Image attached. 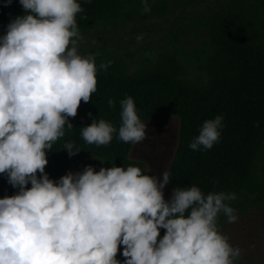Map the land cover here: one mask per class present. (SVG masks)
Returning <instances> with one entry per match:
<instances>
[{"label": "clouds", "instance_id": "9594fccd", "mask_svg": "<svg viewBox=\"0 0 264 264\" xmlns=\"http://www.w3.org/2000/svg\"><path fill=\"white\" fill-rule=\"evenodd\" d=\"M19 3L27 14L12 20L0 36V175L18 189L0 198V264H121V247L123 264H236L242 259V249L218 227L221 213L227 223L238 220L226 203L237 198L234 192L205 194L191 185L175 188L166 201L169 171L160 181L132 165L99 171L87 166L59 181L49 178V151L73 128L70 118L81 103L91 102L98 71H107L113 61L97 66L98 53L79 54L83 36L76 18L83 8L78 0ZM142 3L150 12L148 0ZM108 106L114 108L115 100L110 98ZM120 108L117 138L142 142L146 123L134 98L121 100ZM222 121L220 115L206 120L189 148L211 150L220 141ZM114 133L117 128L104 119L81 128L83 140L97 147L108 146ZM63 147L69 156L81 151L73 141Z\"/></svg>", "mask_w": 264, "mask_h": 264}, {"label": "trees", "instance_id": "16d2710c", "mask_svg": "<svg viewBox=\"0 0 264 264\" xmlns=\"http://www.w3.org/2000/svg\"><path fill=\"white\" fill-rule=\"evenodd\" d=\"M78 2L83 12L76 19L83 38H101L105 32L129 23H137L141 28L154 27L181 6L176 5V0H148L151 11L144 12L142 0ZM16 4L18 0H12L11 4L0 0V20ZM191 21V29L198 36L196 45L185 46L181 34L185 36L189 29L180 28L165 44L143 48L141 51L147 56L134 72L126 60L133 61L136 53H124L113 46L101 49L96 55L97 66L107 61L113 63L107 71H98V89L91 102L81 103L78 115L70 118L73 128L66 129L65 136L49 151L45 172L50 179L59 181L69 172L75 169L82 172L87 166L99 171L101 167L132 165L148 174L145 162L130 157L132 144L117 138L120 101L131 96L144 123L164 126L172 117L180 118L179 146L169 172L173 190L195 185L205 194L234 192L237 198L245 196L244 204L252 202L248 210L264 204V0L227 1L208 17ZM189 65L198 74H189ZM110 98L115 100L114 108L108 106ZM217 115L223 116L220 141L211 150L205 151L202 146L198 151L190 149L189 144L203 123ZM94 119L97 122L104 119L117 128L108 146L97 147L83 140L81 128ZM68 141H73L81 151L69 156L63 147ZM17 192L7 177L0 175V198ZM237 198L226 203L242 204ZM236 206L232 207L236 211H248ZM225 218L223 213L218 217ZM164 233L161 229V238ZM122 251L121 247L118 255L121 264ZM236 264L254 262L240 259Z\"/></svg>", "mask_w": 264, "mask_h": 264}, {"label": "rangeland", "instance_id": "374dc122", "mask_svg": "<svg viewBox=\"0 0 264 264\" xmlns=\"http://www.w3.org/2000/svg\"><path fill=\"white\" fill-rule=\"evenodd\" d=\"M232 0H176V5L181 4L179 9L166 20H159V24L154 27L141 28L136 26L137 23H129L118 27L112 32H105L101 38L88 36L83 38L78 49L79 54L87 56L89 54H97L104 46L120 47L124 53H136L133 61L126 60L131 71H136L143 65L142 59L146 56L141 51L149 46L157 48L165 44L168 38L178 34L180 28L189 29V32L182 36L185 46L193 47L198 42V36L195 30L191 29L193 22L198 18L208 17L218 7L224 5L225 2ZM253 2L254 0H248ZM259 2L260 0H255ZM15 9L9 12L5 18L0 20V36L6 34L7 25L15 18L26 15L22 5L16 4ZM186 17V19L184 18ZM172 31V32H171ZM188 34V36H187ZM142 36L143 39L139 43L137 37ZM191 59H188V61ZM191 62V61H190ZM194 66H188L189 74L196 75L197 71ZM145 139L132 145L130 157L135 160H141L146 163L148 175L155 176L158 180H163V173L172 168L174 158L180 141L181 121L179 117L172 119L164 126H157L151 122H146ZM80 172L75 169L72 173ZM164 199H172L173 189L169 183L163 189ZM253 197V196H252ZM245 196L238 197L242 204L233 203L239 209L248 210L251 203L244 202ZM249 202V203H248ZM235 207V208H236ZM235 210L238 220L235 223H227V217L224 220L218 219V227L222 234L229 238L232 246H239L242 249V259H251L254 264H264V204L257 209H251L247 212H239ZM119 259V257H117Z\"/></svg>", "mask_w": 264, "mask_h": 264}]
</instances>
